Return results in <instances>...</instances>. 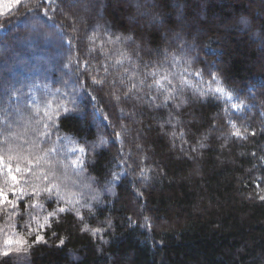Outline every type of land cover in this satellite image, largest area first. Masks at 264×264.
<instances>
[{
  "label": "trees",
  "instance_id": "obj_1",
  "mask_svg": "<svg viewBox=\"0 0 264 264\" xmlns=\"http://www.w3.org/2000/svg\"><path fill=\"white\" fill-rule=\"evenodd\" d=\"M75 1L84 10L96 8L74 14L71 0H55V11L37 17L27 14L36 0H21L23 7L0 0V188L12 183L5 165L19 164L21 181L43 187L35 177L51 171L68 147L103 136L107 145L85 164L106 194L94 199L91 214L88 208L81 213L90 227L105 231L91 235L74 214H61L26 260L14 252L0 255V264H264V201L258 198L264 195V0ZM148 3L158 21L140 27L132 22L134 9ZM28 23L38 30L30 37ZM44 33L49 37L39 40ZM46 58L55 61L43 73L37 65ZM197 70L203 81L191 75ZM209 72L219 77L211 87L225 91L201 97L188 85L207 90ZM92 78L116 80L117 95L135 84L136 98L116 105L113 90H100ZM64 94L79 110L62 120L53 143L41 144L48 116L67 104ZM167 94L175 99L164 107ZM25 115L23 126L39 136L17 150L13 141L26 136L5 125L16 127ZM229 120L256 135L234 137ZM114 132H121L120 141ZM52 147L56 152L45 155ZM113 174L120 179L113 181ZM28 219L14 214L9 220L0 209V253Z\"/></svg>",
  "mask_w": 264,
  "mask_h": 264
},
{
  "label": "snow or ice",
  "instance_id": "obj_2",
  "mask_svg": "<svg viewBox=\"0 0 264 264\" xmlns=\"http://www.w3.org/2000/svg\"><path fill=\"white\" fill-rule=\"evenodd\" d=\"M54 2L55 0H36V3L33 5L32 8H29L27 14H31L37 17L41 15H43L44 17H48L50 10L55 11V9L51 7ZM16 3L20 7L24 6L21 3V0H16ZM153 21H158V17H153ZM127 39H131V37H128ZM173 59H175V57ZM75 63L77 67L81 66V61L77 60ZM116 63L122 65L123 61L117 60ZM83 65L86 68L90 67L87 60L83 61ZM104 67L105 71H107L106 66ZM184 71L187 72V69H185ZM148 75L155 77L156 73L149 72ZM191 75L199 77L200 81H203V73L201 71H194L193 73H191ZM208 75L211 77V80L205 82L209 85V88L207 90H202L199 87L191 84H189L188 86L192 87L195 94L201 97H206L224 92L225 90L221 87H215L214 89L211 87L213 83L219 80V77L212 72H209ZM164 79H167V77H164ZM168 82L169 84L171 83L170 80ZM182 82L187 83V81L183 79ZM120 83H123V81H121ZM155 83L159 84V81L157 80L155 81ZM92 84L98 86L100 90H104L106 87L112 89L113 91H111V96L112 99L115 101L116 105H118L121 101L127 102L136 98V92L134 90L137 88V86L135 84H132L131 87L126 88L123 92V95H117L114 91V89L117 87L116 80L108 81L106 78H92ZM228 97L229 99L232 98L231 93H228ZM62 99L66 100L67 104H60L56 109L57 114L53 116H48L49 122L43 125L46 131L44 132L43 137L41 139V144L53 143L52 138L56 136V133L60 131V125L62 123V120L71 118L73 113L79 110V104L76 102L75 99H71L68 94H64ZM151 99L155 100V97H152ZM174 99L175 97L171 94L165 95L163 106L167 107L168 102ZM68 105H72V107H68ZM157 106L159 107V105ZM173 106L177 109L181 107L180 104H174ZM232 107L236 108L237 110H240L242 105H233ZM119 111L121 113V116L118 118L122 119L123 109H120ZM105 119H107V117H105ZM169 123H171V121H169ZM229 124L234 129V131L231 133L234 137L240 139H247L248 135H256L255 132L248 133L247 129L242 132L241 129L238 128L235 123H233L231 120H229ZM109 126L114 127L111 122H109ZM121 129L122 131H126V126L121 125ZM113 135L115 136L117 141L121 140V132H114ZM175 135L176 133H173V136ZM180 136L181 138H183V132L180 133ZM57 139H59V137H57ZM85 143L87 144L88 142L86 141ZM107 143L108 140L105 139L103 136H100L98 137L96 142L91 143L88 147H81L79 149L81 156L71 160L70 162L73 169L77 170L78 176H82L83 172L86 170L85 158L89 156V152L95 151L96 148L101 145H107ZM200 147H204V144L201 143ZM195 150V148L192 149V151ZM48 152H56V148H48L45 152V155H47ZM259 159L264 161V156L259 157ZM5 168L7 169V175L10 176L12 183L7 191H5V189L3 188H0V209H3V214L7 216L9 220L12 219V216L14 214L19 216L20 222H24L25 214L29 216V219L26 223H23L22 229L15 238L12 236L8 237L6 244L9 245V249L3 251L2 253H0V255L10 257L15 252L16 254H19L17 258L26 260L27 253L31 246L36 243L44 242L45 237L41 233L51 228L53 223H57L61 214H74L80 222L81 231L88 232L91 235H100L102 232L105 231L104 227H90L89 224L85 221V216L80 212V209L76 207L77 204H80L78 194L69 191L68 186L65 183V179L67 178L66 173L64 174L65 179H62L60 175H57L55 170L45 172L41 176H36V181L43 183V187H41L39 183H33L31 180L21 181L17 176V173H21L23 170L19 166L13 168L11 165H5ZM27 172L30 175H35L31 167L27 169ZM140 175L147 179V170L142 169ZM89 179L94 180V178L92 177H89ZM112 179L113 181H117L120 179V177L118 174H113ZM22 183L27 185L29 189L28 191H25L24 187H19V185H21ZM73 183H75V181ZM10 197H16V199L13 200ZM92 198L97 199V197L95 196ZM258 198L261 201H264V195H258ZM41 199H43L45 203L49 204L50 210L45 209L44 203H41ZM6 206H10L11 211H8ZM81 207L88 208L89 214H91L90 205L82 204ZM29 208H39L40 211L44 213V215L42 217L38 214L34 215L32 212L28 211ZM147 219L148 218L145 217L146 224ZM18 227L20 226L18 225ZM107 227H111L110 221L107 222ZM13 244L18 245L19 247L12 249L11 245ZM61 244H63V240H61Z\"/></svg>",
  "mask_w": 264,
  "mask_h": 264
},
{
  "label": "rangeland",
  "instance_id": "obj_3",
  "mask_svg": "<svg viewBox=\"0 0 264 264\" xmlns=\"http://www.w3.org/2000/svg\"><path fill=\"white\" fill-rule=\"evenodd\" d=\"M83 4V3H82ZM77 3V1L75 0H71L70 2V7H73L75 10L73 11L74 14H78L81 12L86 14V15H90L94 12L96 6L95 5H91L90 7H88L86 10H84L81 5ZM152 6L153 5H149L148 4H141V6H137L134 9V12L136 14V16L134 17V19H132V22L136 25H139L140 27L145 23V21H150L152 20V18L154 17L152 14ZM146 10H141V8H148ZM81 12H79L80 10ZM78 12V13H77ZM143 23V24H141ZM25 29L27 30L29 37L31 34H35L38 30L35 26H33L32 24L28 23L25 26ZM46 37H49L47 34H42L39 37L40 39H44ZM175 42V36L172 37L171 42ZM145 43V41H144ZM58 53L55 55V57H57ZM48 57V56H47ZM55 61V58H46V59H42L39 61V65H37V68L40 66V71H42L43 73H45L47 70H49L50 65ZM1 70H3L2 68H0ZM45 71V72H44ZM15 113H18L17 111H15ZM29 121V116L25 115V117L23 119H21L20 121L17 122L16 127H14V125L8 123L5 125V129L7 130H13V129H17L19 128V133L15 136H19L21 139L26 136V138L24 140H14L13 144L15 149L17 150H21L24 147L28 146V143L34 142L37 139V136H39V130L34 129V128H29L23 125H26ZM92 122L93 124H95L99 130L101 131V124L99 122V120L97 119V116L92 118ZM15 136H13L12 138H14ZM15 141H18L17 143H14ZM90 145V144H89ZM89 145H85L83 143L78 142L76 145H72L70 147H68L64 154L55 162L52 170H55L57 175H60L62 179H65L64 174L66 173V179H65V183L68 186V190L71 192H75L78 194V199L80 200V204H77L76 207L80 209V212H82L84 210L85 207H81L82 204H88L90 206L93 205V201L94 199L92 197H97V199H101L102 196H104L106 194V190L104 188V186L101 185H97L95 179L94 180H90L89 177H92L88 174L87 170H85L83 172L82 176H78L77 175V170H74L73 167L71 166V160L76 159L77 157L81 156V153L79 152V149L81 147H88ZM100 147V146H99ZM99 148H96L95 150H98ZM92 151L89 152V154ZM85 158V162H86ZM45 161V159H44ZM19 166L21 168V165H13V167H17ZM46 171L42 170L41 171V175H43ZM36 173V172H35ZM71 176V177H70ZM93 178V177H92ZM75 181V183H73ZM114 186V185H113ZM97 201V200H96ZM41 203H44V207L45 209H48V203H45L43 201V199H41ZM50 210V209H48ZM33 214H38L39 216H43L44 213L42 211H40L39 208L34 209Z\"/></svg>",
  "mask_w": 264,
  "mask_h": 264
}]
</instances>
